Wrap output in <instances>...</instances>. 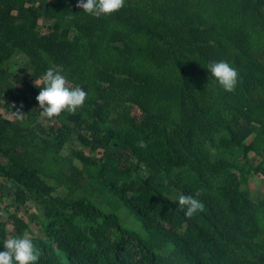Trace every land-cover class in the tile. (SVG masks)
<instances>
[{
	"label": "trees",
	"instance_id": "1",
	"mask_svg": "<svg viewBox=\"0 0 264 264\" xmlns=\"http://www.w3.org/2000/svg\"><path fill=\"white\" fill-rule=\"evenodd\" d=\"M77 3L0 0V72L21 54L31 72L0 105V251L33 223L37 264H264V0ZM221 60L232 92L207 69ZM49 67L88 94L53 121L35 99Z\"/></svg>",
	"mask_w": 264,
	"mask_h": 264
},
{
	"label": "clouds",
	"instance_id": "2",
	"mask_svg": "<svg viewBox=\"0 0 264 264\" xmlns=\"http://www.w3.org/2000/svg\"><path fill=\"white\" fill-rule=\"evenodd\" d=\"M125 6V0H78L77 7L83 12L100 17L118 12ZM71 19V17H68ZM208 71L218 84L227 92H232L239 80L238 71L226 61L212 62L207 65ZM36 84V83H35ZM40 88L35 97L41 115L48 121H53L62 113L75 114L84 106L88 94L80 86H69L68 80L58 67H49L40 78ZM22 119L24 113L14 112ZM139 147H147L141 140ZM199 196V192L196 194ZM178 206L188 218L204 210L201 201L192 195H179ZM3 251H0V264H37L41 252L27 235L14 236L3 241Z\"/></svg>",
	"mask_w": 264,
	"mask_h": 264
},
{
	"label": "rangeland",
	"instance_id": "3",
	"mask_svg": "<svg viewBox=\"0 0 264 264\" xmlns=\"http://www.w3.org/2000/svg\"><path fill=\"white\" fill-rule=\"evenodd\" d=\"M41 2H43V0ZM20 56L21 57L17 59V61H13L12 62L13 64L7 67V70L9 73L5 78H4V74H5L4 71L0 72V80H1L0 85H2V88L0 89V95H1L0 105H3L4 103H6V104H9L11 106L18 108L19 102L21 101L18 95L20 93L21 86H22L21 85L22 78L30 79L31 77V72L27 68L25 56L23 54H21ZM6 86L9 89H6ZM14 100H15V103H14ZM1 110L2 108L0 109V111ZM8 116L12 118L11 114H8ZM73 134H75V132ZM68 144H70V142H67L66 145ZM61 152L67 160L77 163V160L71 156V154L68 152L66 148L63 149ZM252 156L253 155H251V157ZM52 184L54 185L53 186L54 191L58 192L57 186H55L54 183ZM250 188L261 189L260 191H262V189L264 188V182L263 181L255 182V180H252L250 182ZM8 201L9 200L6 199V202ZM30 206L31 207L29 208V211H33L34 208L32 204H30ZM1 210L2 209L0 206V215H1ZM116 211L123 225L128 226L130 228L137 229V230H141L138 220L131 213H129V211L125 207L120 206L119 208L116 209ZM24 217L25 218L27 217L30 220L31 214L26 213V216L24 215ZM36 233H37L36 226L33 223H31L30 228L24 232V235L32 236Z\"/></svg>",
	"mask_w": 264,
	"mask_h": 264
},
{
	"label": "crops",
	"instance_id": "4",
	"mask_svg": "<svg viewBox=\"0 0 264 264\" xmlns=\"http://www.w3.org/2000/svg\"><path fill=\"white\" fill-rule=\"evenodd\" d=\"M39 1H40V3H42L41 2L42 0H30V2H35V3H39Z\"/></svg>",
	"mask_w": 264,
	"mask_h": 264
}]
</instances>
